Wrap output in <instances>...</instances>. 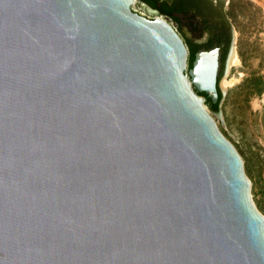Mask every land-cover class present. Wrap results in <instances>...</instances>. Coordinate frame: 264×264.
Masks as SVG:
<instances>
[{"label": "water", "instance_id": "95a60500", "mask_svg": "<svg viewBox=\"0 0 264 264\" xmlns=\"http://www.w3.org/2000/svg\"><path fill=\"white\" fill-rule=\"evenodd\" d=\"M220 67L144 0H0V264H264Z\"/></svg>", "mask_w": 264, "mask_h": 264}, {"label": "rangeland", "instance_id": "374dc122", "mask_svg": "<svg viewBox=\"0 0 264 264\" xmlns=\"http://www.w3.org/2000/svg\"><path fill=\"white\" fill-rule=\"evenodd\" d=\"M226 11L240 61L224 70L222 116H214L242 155L253 200L264 215V0H227Z\"/></svg>", "mask_w": 264, "mask_h": 264}, {"label": "flooded vegetation", "instance_id": "af4514ba", "mask_svg": "<svg viewBox=\"0 0 264 264\" xmlns=\"http://www.w3.org/2000/svg\"><path fill=\"white\" fill-rule=\"evenodd\" d=\"M171 3L172 18L188 47L200 50L231 45L233 25L226 11L227 0H166ZM220 71V70H219Z\"/></svg>", "mask_w": 264, "mask_h": 264}, {"label": "trees", "instance_id": "16d2710c", "mask_svg": "<svg viewBox=\"0 0 264 264\" xmlns=\"http://www.w3.org/2000/svg\"><path fill=\"white\" fill-rule=\"evenodd\" d=\"M144 1L150 4L152 7L159 9L162 13L172 16L171 3L169 1H166V0H144ZM230 46L231 45H229L226 48H222L223 52L220 57L221 67H220L219 76H218L219 83H220V80L225 70L226 58H227ZM197 51H200V49L194 47L193 45H189V67H192L193 61L195 59V53ZM199 95H202L206 98V104L212 112L214 113L220 112L222 100L224 97V94L222 90L220 89V87H219V100L217 102H214L213 99L206 92H199Z\"/></svg>", "mask_w": 264, "mask_h": 264}, {"label": "bare ground", "instance_id": "6f19581e", "mask_svg": "<svg viewBox=\"0 0 264 264\" xmlns=\"http://www.w3.org/2000/svg\"><path fill=\"white\" fill-rule=\"evenodd\" d=\"M137 6V5H135ZM138 7V6H137ZM139 8V7H138ZM240 61V58H239V55H238V52L236 50V47L234 48V51L230 57V61H229V66L228 68H230L232 65H234L235 63H238Z\"/></svg>", "mask_w": 264, "mask_h": 264}]
</instances>
